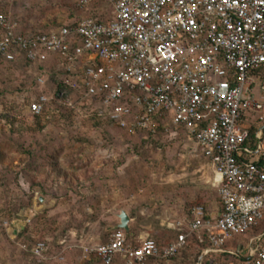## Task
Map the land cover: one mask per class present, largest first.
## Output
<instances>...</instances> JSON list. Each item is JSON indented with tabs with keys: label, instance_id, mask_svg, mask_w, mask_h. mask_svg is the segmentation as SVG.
I'll list each match as a JSON object with an SVG mask.
<instances>
[{
	"label": "built area",
	"instance_id": "1",
	"mask_svg": "<svg viewBox=\"0 0 264 264\" xmlns=\"http://www.w3.org/2000/svg\"><path fill=\"white\" fill-rule=\"evenodd\" d=\"M96 1L75 0L80 8ZM105 1L108 21L84 15L48 32L23 30L1 12L0 64L18 57L43 64L56 55L59 81L81 91L112 124L129 133L156 134L161 124L184 128L214 166L222 209L213 216L194 206L191 218L167 223L177 236L165 244L152 237L134 243L118 228L87 252L101 264H148L194 241L198 264H264V101L248 93L255 75L264 89V0ZM46 71L37 78L40 88L49 83ZM61 95L42 91L29 109L43 116ZM251 111L262 125L254 138L243 127ZM8 224L0 220V229ZM44 249L39 242L33 252Z\"/></svg>",
	"mask_w": 264,
	"mask_h": 264
},
{
	"label": "rangeland",
	"instance_id": "2",
	"mask_svg": "<svg viewBox=\"0 0 264 264\" xmlns=\"http://www.w3.org/2000/svg\"><path fill=\"white\" fill-rule=\"evenodd\" d=\"M95 7L0 0V13L27 31L73 23ZM99 9L111 16L107 1ZM44 69L50 75L58 64L0 67V220L9 223L0 229V264H99L86 249L109 239L122 210L131 217L132 237L164 242L174 237L167 223L187 217L197 204L220 213L214 166L178 127L161 124L153 136L130 137L96 116L97 105L87 99L73 113L50 105L37 118L29 103L51 91L37 84ZM53 78L59 81L58 74ZM39 242L45 243L42 255L33 252ZM200 257L193 241L156 264H198Z\"/></svg>",
	"mask_w": 264,
	"mask_h": 264
},
{
	"label": "trees",
	"instance_id": "3",
	"mask_svg": "<svg viewBox=\"0 0 264 264\" xmlns=\"http://www.w3.org/2000/svg\"><path fill=\"white\" fill-rule=\"evenodd\" d=\"M103 3V0H97L94 4H92L91 6H96L94 9V11H92L89 15L99 19V20H102V21H108L110 19L109 16H104L105 13L99 9V7L101 6V4ZM4 13V12H2ZM6 14V13H5ZM8 15V14H6ZM9 16V15H8ZM76 22V21H75ZM73 22V23H75ZM61 27V26H60ZM55 28H59V27H53V28H49V29H46V30H28V31H34V32H48L49 30L51 29H55ZM58 57L56 55H52L49 57V60H47L45 63L43 64H36V63H31L30 61L26 60L25 58H22V57H18L16 60L14 61H3L1 62L0 64V67L4 66V65H8V64H15V63H18V62H23L24 64H29L30 66H50L51 64L53 63H58ZM58 72L54 71V73H51L50 74V78H49V85H50V89L54 92H57V93H60L62 92V95L61 96H57V98L50 104H48V106L50 105H57V106H64L66 107L68 110H70L71 113H73L75 110H76V106L81 103V101H85L86 98L84 96V94L81 92V91H77V90H74V89H71L69 87H67L62 81H58L57 79L53 78L54 75H56ZM53 75V76H52ZM52 76V77H51ZM65 100H68L70 102H72L73 106L69 105L67 102H65ZM94 114L98 117H100L98 115V111L96 110L94 112ZM37 118H40V116H36ZM100 119L106 121L107 123H109L111 126H113L114 128L118 129V130H121L123 132H125L126 135L130 136V137H136V136H139L140 134L141 135H144V134H148V136H153L151 132L149 131H142V130H138L136 131L135 133H129L126 129H123V128H120L119 126L117 125H114L112 124L108 119H105L103 117H100ZM160 128V127H159ZM178 129L182 130L183 132L186 133V130L182 127H178ZM254 131L255 129L253 128V130H251V137L254 138ZM0 161L3 162V154L2 152L0 151ZM56 163V162H55ZM56 166H58L56 164ZM56 172L61 174V171H59V168L56 169ZM219 195V194H218ZM220 198V197H219ZM197 205H203V204H197ZM204 206V205H203ZM220 206H221V209H222V205H221V201H220ZM205 207V206H204ZM206 209V208H205ZM207 211V209H206ZM209 214V213H208ZM189 216V217H188ZM188 218H191V210L189 212V214L187 215ZM118 228H115V230H117ZM1 230H4V228H1ZM174 234V237L171 238V239H174L176 238L177 236V233L174 232V231H170ZM131 232H128L127 233V236H128V239L134 243L138 242L139 240V237H132ZM146 237H152L154 239H156L159 243L161 244H165L166 241L164 242L163 240L159 239V238H156V237H153V236H149V234L146 236ZM194 239L197 240V233L194 234ZM109 240V239H108ZM107 240V241H108ZM170 240V239H169ZM106 242V241H105ZM168 242V241H167ZM203 247H207L209 245L208 241H205L203 244ZM185 250V249H183ZM181 250L179 252V254L183 251ZM177 254V255H179ZM94 258L99 262V264H101L100 260L96 257V255H94ZM213 258H216L218 260H228L230 257V255L228 254H220L219 256L217 255H213L212 256ZM174 258V257H173ZM232 259L235 260V262H239V259L237 257H231ZM172 258H170L169 260H171ZM210 259V256H206L204 258V261L207 262L208 260ZM163 261H166L164 259H161V258H151L148 262V264H156V263H161ZM120 262V264H124V262L117 258L114 263L112 264H118ZM226 263V262H225Z\"/></svg>",
	"mask_w": 264,
	"mask_h": 264
},
{
	"label": "crops",
	"instance_id": "4",
	"mask_svg": "<svg viewBox=\"0 0 264 264\" xmlns=\"http://www.w3.org/2000/svg\"><path fill=\"white\" fill-rule=\"evenodd\" d=\"M261 83H262V78L259 77L258 75H255L254 77V83L251 86V89L248 91V93L253 94L256 98L263 100L264 101V89L261 87ZM243 127L248 128L249 130H253V128L255 129V131L257 130V128H261L262 125H260V123L257 120V114L253 111L251 112H247L244 122H243ZM254 131V133H255ZM264 142V140H263ZM256 146H254L255 148Z\"/></svg>",
	"mask_w": 264,
	"mask_h": 264
},
{
	"label": "water",
	"instance_id": "5",
	"mask_svg": "<svg viewBox=\"0 0 264 264\" xmlns=\"http://www.w3.org/2000/svg\"><path fill=\"white\" fill-rule=\"evenodd\" d=\"M120 218V223L118 225V228L124 229L125 231L129 232L131 227H130V222H131V217L129 216L128 212L126 210H122L121 213L119 214Z\"/></svg>",
	"mask_w": 264,
	"mask_h": 264
}]
</instances>
